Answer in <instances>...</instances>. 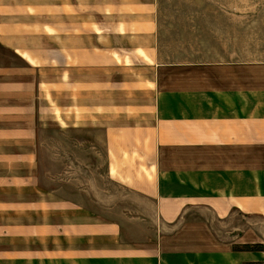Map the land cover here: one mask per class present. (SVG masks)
Returning <instances> with one entry per match:
<instances>
[{
	"label": "crops",
	"instance_id": "0c3cea01",
	"mask_svg": "<svg viewBox=\"0 0 264 264\" xmlns=\"http://www.w3.org/2000/svg\"><path fill=\"white\" fill-rule=\"evenodd\" d=\"M165 6L0 0V264L264 263V0Z\"/></svg>",
	"mask_w": 264,
	"mask_h": 264
},
{
	"label": "rangeland",
	"instance_id": "374dc122",
	"mask_svg": "<svg viewBox=\"0 0 264 264\" xmlns=\"http://www.w3.org/2000/svg\"><path fill=\"white\" fill-rule=\"evenodd\" d=\"M175 5L189 6L190 0H166V6H165V9H166L165 20L166 21L167 20H173L174 17L179 14V13L177 15L173 14L174 11H179V9H180V8H177V9L171 8ZM181 11H184V7L181 8ZM54 132H56V131L48 130V131L41 133V139H42L41 149L43 150L44 153L48 150H51V148L56 149L60 153L62 151H70V153L72 151H74L76 153L77 152L76 150H78V149H81V150H89L90 149L89 143L83 142L81 144H78L79 136L77 133L72 134V135L68 134V136H66V140H65L62 137V134L60 132H58V133H54ZM69 137H71L70 139H73L74 141L69 142V139H68ZM102 148H103V146H102ZM72 160H78L77 154L70 156L69 161H72ZM79 160H83V158L79 157ZM85 160H89V159L87 157H85ZM65 161H67V159H65ZM104 161H105V159H104V157H102L101 162H102L103 173H104ZM50 167H51V164H50ZM52 168L54 169V172H57L56 174L59 176L60 175L59 173L61 172V168H62V159L60 158L58 162H55L54 167H51V169ZM79 169H80L79 171H82L81 168H79ZM75 173H77V174L73 175L74 176L73 187H76L79 185H82V186L87 185L86 178H89V176H87L88 174L79 173L77 171ZM101 183H102V187H103V190H102L103 193L104 192H106V193L112 192L113 193V185L108 183L106 180H104V174L102 176V182ZM111 187H112V189L110 191L109 188H111ZM92 192H93V190H92Z\"/></svg>",
	"mask_w": 264,
	"mask_h": 264
},
{
	"label": "trees",
	"instance_id": "16d2710c",
	"mask_svg": "<svg viewBox=\"0 0 264 264\" xmlns=\"http://www.w3.org/2000/svg\"><path fill=\"white\" fill-rule=\"evenodd\" d=\"M242 249H245V250H262L263 246L261 244H252V245L246 244V245L242 246Z\"/></svg>",
	"mask_w": 264,
	"mask_h": 264
},
{
	"label": "built area",
	"instance_id": "2783aa9c",
	"mask_svg": "<svg viewBox=\"0 0 264 264\" xmlns=\"http://www.w3.org/2000/svg\"><path fill=\"white\" fill-rule=\"evenodd\" d=\"M248 264H264V263L256 262V263H248Z\"/></svg>",
	"mask_w": 264,
	"mask_h": 264
}]
</instances>
